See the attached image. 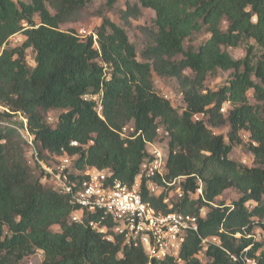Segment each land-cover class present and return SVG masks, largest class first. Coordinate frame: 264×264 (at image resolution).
<instances>
[{"label":"trees","instance_id":"trees-1","mask_svg":"<svg viewBox=\"0 0 264 264\" xmlns=\"http://www.w3.org/2000/svg\"><path fill=\"white\" fill-rule=\"evenodd\" d=\"M89 1L0 0V264H20L37 250L44 252L42 264H176L150 261L142 248L123 245L121 238L109 242L87 223L72 221L77 205L46 181L40 164L53 167L66 153L74 171L95 166L131 183L148 157L146 142L163 137L168 178L187 176L185 192L200 180L203 184L204 199L190 200L186 193L173 210L199 215L207 208L199 232L186 239L183 264H237L212 245L205 263L196 259L201 237L210 235H220L232 253L250 246L248 254L259 252L264 264V0H139L140 6L129 5L121 16L128 21L142 8L156 12L157 30H151L140 54L126 30L108 17L85 40L74 29L61 30L80 18ZM204 27L209 39L186 48V39ZM17 33L24 42L7 47ZM249 40L257 46L249 44L243 58L226 49ZM28 49L33 67L26 60ZM219 70L231 71L228 83L207 89L208 77ZM154 74L177 81L182 111L155 91ZM100 91L103 118L94 102L83 99ZM54 111H60L55 119ZM196 114L202 119H194ZM129 123L138 135L122 138ZM226 126L227 139L215 132ZM25 128L37 159L23 138ZM237 145L252 154L253 165L231 158ZM228 189L240 197L231 204H209ZM149 200L169 210L161 200ZM89 215L84 213L85 220H99L102 212ZM257 226L262 240L255 238Z\"/></svg>","mask_w":264,"mask_h":264},{"label":"built area","instance_id":"built-area-1","mask_svg":"<svg viewBox=\"0 0 264 264\" xmlns=\"http://www.w3.org/2000/svg\"><path fill=\"white\" fill-rule=\"evenodd\" d=\"M102 95L103 91H100L96 94H86L83 99L94 102L99 116L103 118ZM164 97L167 98V95ZM194 119L201 120L202 115L196 114ZM134 128L133 125H125L120 131L121 137L135 138L138 134L133 135ZM157 132L162 133V129L159 128ZM22 135L30 153L37 159L33 137L27 128L22 131ZM165 144L166 149L162 147L163 142L160 140L146 142L148 157L131 183L114 178L111 172L95 166L74 171L72 157L66 153L58 158L59 162L53 167L46 166L43 162L40 164L47 173L46 181L56 191L68 194L77 205L78 209L72 215V221L87 223L92 229L103 234L109 242L121 238L123 245L142 248L150 261L173 259L176 264H183V246L190 233L199 232L200 219L206 216L207 208L202 207L199 215L173 210L186 193L190 200H197L204 199V192L201 180L195 190L185 192L183 183L187 181V176L168 178L169 151L167 143ZM72 145L78 146V142L73 141ZM72 174L74 178L71 177ZM151 197L161 200L169 210L165 212L156 208L149 200ZM209 204L217 206V203ZM85 212L87 215L102 212V216L99 220H85ZM211 245L225 251L237 264H261L257 258L259 252L257 256H250L248 246L239 253H232L225 247L220 235L201 237V250L195 254L196 259L205 263L209 259L206 252Z\"/></svg>","mask_w":264,"mask_h":264},{"label":"rangeland","instance_id":"rangeland-1","mask_svg":"<svg viewBox=\"0 0 264 264\" xmlns=\"http://www.w3.org/2000/svg\"><path fill=\"white\" fill-rule=\"evenodd\" d=\"M18 1V0H16ZM28 1V0H24ZM135 4H139V0H90L86 7L83 9L80 18L75 22H69L63 24L61 26L62 31H68L70 29H74L80 39L85 40L86 37L90 35H95V31L97 27L101 24L102 19L104 17L110 18L112 21L123 27L127 35L129 37L130 42H132L138 53L146 46L148 40L150 39L151 30H157V26L155 23L156 20V12L151 8H142L141 15L135 18H129L128 21H125L121 14L122 11L126 10L128 6H133ZM53 12V10L51 9ZM37 21L40 19L37 16ZM26 25V24H25ZM210 37L207 29L204 27L199 32H194L189 38L185 41V47L192 46L193 48H198L200 45L204 44ZM95 38V37H94ZM25 40V36L23 33L16 34L12 36L7 44V47H15L19 46ZM249 44L256 45L254 40H249V42L242 43L237 48L228 47L227 51L233 56L235 59L243 58L247 52V47ZM27 63L29 66H35L34 53L31 49L27 51ZM231 77V71H223L219 70L217 73L212 74L208 77L206 82V88L211 89L213 91L218 90L220 87L226 85ZM154 86L155 91L164 96L167 95V98L171 101L172 105L182 111L184 107L183 102V94L180 91L179 85L177 81L173 78H162L154 74ZM249 101L252 104L256 103L255 98L253 97V92L250 91L248 93ZM230 108L229 103L225 105V111H228ZM1 109V108H0ZM60 111H54L51 113L53 119L59 115ZM127 125H132L129 123ZM130 131H128L129 133ZM216 133L223 134L227 139L228 127H222L219 129H215ZM242 137L244 141H248V133L245 131L242 132ZM162 142L164 149L167 148V141L163 138ZM231 158L241 162L246 165H253V156L247 151L244 145H237L233 148L231 153ZM240 194L235 189L226 190L220 197L216 199V203L225 202L227 204H231L232 201L238 199ZM254 202H249V207L252 208ZM264 222V220H263ZM54 230H59V227L54 226ZM255 238L257 240H262V230L259 226L255 227ZM44 261V252L41 250H37L35 253L26 256L20 264H42Z\"/></svg>","mask_w":264,"mask_h":264},{"label":"clouds","instance_id":"clouds-1","mask_svg":"<svg viewBox=\"0 0 264 264\" xmlns=\"http://www.w3.org/2000/svg\"><path fill=\"white\" fill-rule=\"evenodd\" d=\"M14 36V35H13Z\"/></svg>","mask_w":264,"mask_h":264}]
</instances>
